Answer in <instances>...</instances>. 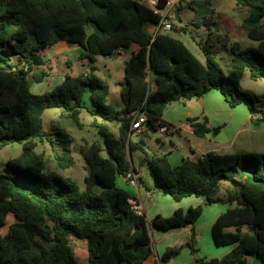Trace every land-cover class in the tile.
<instances>
[{"label": "trees", "instance_id": "16d2710c", "mask_svg": "<svg viewBox=\"0 0 264 264\" xmlns=\"http://www.w3.org/2000/svg\"><path fill=\"white\" fill-rule=\"evenodd\" d=\"M168 1L159 0L151 8L142 0H0V151L24 143L23 155L0 173V264H79L74 240L87 241L89 264H144L154 254L148 220L133 211L132 196L117 185L119 178H131L130 154L137 151L144 154L155 187L176 202L194 197L214 204L223 183L231 185L225 188L229 207L212 228L216 246L231 250L221 258L194 257L192 264H249L250 255L264 264V153L209 152L173 166L168 155H151L143 142H133L136 131L131 129L138 113L147 115L149 132L172 128L164 120L169 104L212 91L219 92L231 109L245 106L253 121L259 97L241 83L247 70L253 79H264V0H236L239 9L249 13L242 30L260 45L244 50L234 42L230 74L217 62L215 47L232 38L213 31L215 17L197 23L209 28L201 45L205 64L182 41L151 32L161 21L156 10H165ZM92 23L101 27L103 36L92 30ZM61 42L81 47L80 59L91 63L98 56H119L122 48L138 47L125 64L121 110L107 104L110 86L89 75L66 76L48 94L31 92L28 76L45 65L44 51ZM33 78L42 82L40 76ZM87 93L91 107L85 105ZM52 108L63 109L79 127L84 108L102 120L92 126L104 145L81 149L92 170L86 191L57 173L46 174L44 156L34 151L35 141L43 136L44 113ZM261 113L253 121L256 126L264 124V110ZM112 123L120 125L119 138L110 130ZM190 124L198 138L222 130L210 127L207 120ZM57 134L71 146L66 132ZM72 162L69 158L63 166L60 159L59 165ZM203 214L204 206L198 205L153 219L152 225L161 231L190 228L188 242L168 247L162 262L185 249L193 256L199 252L197 223ZM244 229L248 233L243 234Z\"/></svg>", "mask_w": 264, "mask_h": 264}, {"label": "rangeland", "instance_id": "374dc122", "mask_svg": "<svg viewBox=\"0 0 264 264\" xmlns=\"http://www.w3.org/2000/svg\"><path fill=\"white\" fill-rule=\"evenodd\" d=\"M198 13L193 10L191 7L186 6L184 11L181 13V20L179 21L176 15L170 16V21L173 26L177 28V31H170L165 33L172 38L182 41L187 48L203 63L206 62V57L204 52L201 49L208 37L209 28L207 26H197L193 20L196 19ZM218 20L216 26L213 27V31L217 29L224 33L225 26L222 25L220 18L216 15ZM184 27L183 30L181 28ZM151 32H155L156 27L150 28ZM230 36L232 42L227 44H219L215 47L216 60L224 70L226 74H230L233 70V53H232V44L238 42L241 47L245 50L247 48H258L260 43L254 40L249 39L242 28L230 27L229 28ZM75 47V45L67 44L66 42H61L57 46L47 48L45 54V65L34 69L30 73L28 79L30 80L31 92L34 94H48L53 92L64 80L66 76L79 77L82 75H89L90 77H97L103 80L110 86V94L107 100V104L113 106L117 110H121L124 105L120 96V91L124 85L125 77V64L126 56L122 55L120 57L116 56H98L94 63H91L89 60L80 59V52H74L72 50H67L66 52L54 55L55 51L60 48L70 49ZM42 77V82H36L33 78V75ZM242 88L251 92L254 96L259 97L257 103V111L253 119L256 121L261 117V111L264 110V79L255 80L251 77L249 70L245 72V76L242 80ZM152 89H155L152 86ZM219 92H216L217 95ZM178 104V103H175ZM85 105L91 107V99L87 93L85 96ZM222 107L226 109L227 112L231 111L226 120V115H218V123L215 127H221L222 130L218 135L209 133L205 138H198L193 135L191 129L188 126L183 129L182 134H161L159 132H149L145 133L144 137L134 134L132 140L134 142H143L145 141L150 151L151 155H163L166 154L169 157V160L176 164L180 162L182 158L186 155H190L191 151L185 150V145L183 140H193L195 145H198L200 148L209 150L215 146H226V149L223 150L220 154H245V153H264V124L256 126L252 120H244V117H247L249 114L248 109L245 106H239L238 108L231 110L225 103L221 102ZM213 109L219 111L218 104L212 105ZM171 108H167L166 113H168ZM232 115V116H231ZM225 117V121L223 118ZM44 130L43 136L40 139H37V147L35 148V153L44 156L45 160V173H57L64 180L71 181L78 185L81 191L87 190L86 178L89 176V166L87 161L81 154L82 148H87L93 143H98L104 145V140L99 130L94 128L92 124L95 120H98L102 123V120L97 116L91 114L88 109H82L80 114L81 127L74 124L71 120L66 118V112L61 108H52L45 111L44 116ZM216 123V122H215ZM245 124V127H244ZM111 132L115 137L119 138L120 136V125L118 123L109 124ZM244 127V131L239 133L236 137L235 134L239 128ZM58 131L66 132L71 140V146L64 142V139L60 137L57 133ZM234 140V141H233ZM70 148V151H69ZM24 153V143H14L5 147L0 151V173H4L7 169L8 163L12 160L20 158ZM63 166L68 164V159L72 158L73 162L68 167H60L59 160ZM145 175L146 180L151 179V176L146 168L142 170ZM121 178L118 182L121 184ZM139 179H137V182ZM139 184V183H138ZM222 190L217 197V202L204 206V216L199 220V225L203 224L209 215L213 211L221 212L227 210L229 207L227 202V187H231L228 183H223ZM153 188L155 191V198L153 202L145 206L146 209V218L148 223L151 224V210L154 209V206L157 210H167L168 208H173V206H178L179 202L174 201L171 197L165 195L160 188H156L153 182ZM195 198L184 200L182 207L187 211L190 207H196ZM202 201L206 203V200L202 198ZM181 205V204H180ZM206 207V210H205ZM171 208V211H172ZM174 210V209H173ZM173 214V211L171 213ZM153 212V213H154ZM151 213V214H150ZM155 216V215H154ZM197 223V224H198ZM153 227V225H152ZM153 229V228H152ZM156 229V228H154ZM156 231H158L156 229ZM161 231V230H159ZM235 232L234 230H230ZM165 232V231H162ZM248 233L247 229H244L243 234ZM197 248L200 250L199 255L204 256H213L217 254V258L223 257L226 253L231 250V247H219L217 248L213 234L211 230H203L200 243L197 245ZM74 250L79 264H89L87 256V241L86 240H74ZM188 251V249L186 250ZM191 251L185 253V256L179 255L178 259H186ZM192 254V253H191ZM224 254V255H222ZM249 264H261L260 259L255 255L248 256Z\"/></svg>", "mask_w": 264, "mask_h": 264}, {"label": "crops", "instance_id": "0c3cea01", "mask_svg": "<svg viewBox=\"0 0 264 264\" xmlns=\"http://www.w3.org/2000/svg\"><path fill=\"white\" fill-rule=\"evenodd\" d=\"M150 1H151V4L146 3V5H148L151 8H155L159 0H150ZM186 6L191 7L193 10L196 11V13H198V16H196V19L193 20L195 23H200L205 18H209L211 16L215 17L216 19V15H217L220 18L222 25L224 24L225 31L229 34H230L229 32L230 27L241 28L242 23L249 16V13L247 11H243L239 9L236 0H191L188 2L182 3L180 6H178L177 8L173 10L172 15H176L180 22H182L181 13L182 11H184ZM183 29L184 27L181 28V30ZM137 49H138L137 46H134L131 49L122 48L120 51L121 55H119L118 57L125 55L126 62H127L130 60L132 53L134 51H137ZM67 50H72L74 52H80V54L82 52L81 47L75 46L70 49L60 48L55 51L54 55L56 56L60 53L66 52ZM46 52L47 51H44V54H43L44 57L46 56L45 54ZM216 92L217 91H212L202 98H194L188 101L179 102L178 104H175V103L169 104L167 108L170 107L171 110L168 113H166L165 111V114H164V120L172 127L171 128L172 130L169 132V134H174V135L175 133L182 134L184 131L183 129H185V127L188 126L189 129L192 130L193 135H195L193 128L190 124L191 120H195L196 123H204L205 120H207L209 126L212 128L215 127L216 124L218 123L219 114L225 115L227 113L226 120H228V116L231 111L227 112L225 107L224 108L222 107L221 105L222 101L225 103V106L226 105L228 106V104L226 103L224 97L220 93H218L219 95H217ZM214 103L218 104V106L220 107L219 111H216L213 109L212 105ZM231 110H234V109H231ZM221 117L223 118V121H225V117L224 116H221ZM248 119L252 120V116L250 112L247 117H244L245 121H247ZM244 127H245V124H244ZM244 127L239 128V130L235 134V137L240 132L242 133L244 131ZM147 133L149 134V132ZM144 135L142 134L140 136L144 137ZM143 143L147 146V149L150 151L148 144L145 141H143ZM183 143L185 145V150L191 151V154L184 156L182 160L180 162H177L176 164H173L170 161L173 166L180 165L185 159L198 160L209 152H216L220 154L223 150L226 149V146H215V147L210 148L209 150H205V149L200 148L198 145H195V142L191 139L183 140ZM144 158H145L144 154L141 151H137V152L130 154V161L133 167L132 172H131V178L130 179L121 178L122 179L121 184L117 182V185L118 187L126 190L132 196L133 200H136L142 203L145 209L146 205H149L150 203L153 202V199L155 198V191L157 190L153 191L154 185H153L152 177L151 179L146 180L145 175L142 172L144 168H146L147 171L149 172L147 163L145 162ZM137 179L141 180V183L137 182ZM95 190L96 192L100 193L99 188H96ZM189 199L192 200V198H189ZM194 200H196V203H198V205H202V204L206 206L212 205V204L208 205L207 203H204L202 199L195 198ZM183 202L184 200L182 202H179L178 206H173V208L171 207L173 214L178 209L184 210V208L182 207ZM171 208H168L167 210L165 209L163 210L161 208V210H157V212H154V210L157 209V207L154 206V209L150 211L152 213V214L150 213L152 215L151 224H152L153 219L158 215H161L165 218L171 217L173 214H167L169 213V211H171ZM205 210H206V207H205ZM225 211L226 210L221 211V212L213 211V213L209 215L210 217H208V219H206V221H204L203 224L202 223L201 225H199V223L197 224V232H198V244L197 245H199L200 243L203 230L205 231L211 230L212 232L214 223L216 222L218 217ZM146 214L147 212L145 209V215ZM154 228H155L154 226L153 227L152 225L150 226V233L153 239L154 254L144 264H192L194 257L207 258V259L218 257L217 254L213 256L202 257L199 255V252H198L195 256L189 253V255H187V258L183 260L178 259V257H175L170 262L164 263L162 262L161 257L165 253L166 249L168 247H174L178 244L187 243L189 239V235H190V228H187V229L186 228H173L165 232L159 231L158 229H157L158 231H156V229ZM186 250L187 249L183 250L181 255L185 256V253L188 252L189 249L188 251ZM87 256H88V250H87Z\"/></svg>", "mask_w": 264, "mask_h": 264}, {"label": "built area", "instance_id": "2783aa9c", "mask_svg": "<svg viewBox=\"0 0 264 264\" xmlns=\"http://www.w3.org/2000/svg\"><path fill=\"white\" fill-rule=\"evenodd\" d=\"M188 1H191V0H169L165 10H156V13H158L161 16V21H160L158 27L156 28V34H160V33L165 34V33H168L170 31H173V24L170 21V16H171V14L175 8L180 6L182 3L188 2ZM142 2L144 4H146V3L151 4L150 0H142ZM149 81H151V80L149 79ZM152 86H154V85L152 84ZM147 121H148V117L146 114L138 113L133 118L131 129L135 130L136 133H138V134H145V133L149 132V130L146 126ZM171 130H172L171 128H169L167 126H163V127L159 128L158 132L165 135V134L169 133ZM130 204L132 206L133 211L137 215H145V209H144L142 203H140L136 200H131Z\"/></svg>", "mask_w": 264, "mask_h": 264}, {"label": "water", "instance_id": "95a60500", "mask_svg": "<svg viewBox=\"0 0 264 264\" xmlns=\"http://www.w3.org/2000/svg\"><path fill=\"white\" fill-rule=\"evenodd\" d=\"M91 28L97 35H99V36H103L104 35V31L101 29V27L97 23H92L91 24ZM114 56L118 57V55H114ZM91 175H92V170L89 167V177H91Z\"/></svg>", "mask_w": 264, "mask_h": 264}]
</instances>
